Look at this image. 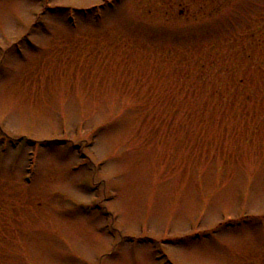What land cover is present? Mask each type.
<instances>
[{
	"label": "rangeland",
	"instance_id": "rangeland-1",
	"mask_svg": "<svg viewBox=\"0 0 264 264\" xmlns=\"http://www.w3.org/2000/svg\"><path fill=\"white\" fill-rule=\"evenodd\" d=\"M0 264H264V0H0Z\"/></svg>",
	"mask_w": 264,
	"mask_h": 264
}]
</instances>
